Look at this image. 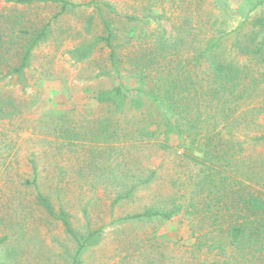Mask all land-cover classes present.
I'll use <instances>...</instances> for the list:
<instances>
[{"label":"rangeland","instance_id":"rangeland-1","mask_svg":"<svg viewBox=\"0 0 264 264\" xmlns=\"http://www.w3.org/2000/svg\"><path fill=\"white\" fill-rule=\"evenodd\" d=\"M96 1L110 5L102 6V14L117 32L116 43L126 50L144 39L137 37L141 32L164 30L174 42V24L191 20L186 27L194 30L201 18L217 20L215 28L226 32L239 29L248 18L241 33L254 30L264 40V31L252 27L264 18V0ZM0 12L24 31L49 25V35L34 50L24 76L0 77V264L214 262V254L197 247L194 231L199 232L185 213L171 219L129 218L149 208L170 210L175 200L186 207L198 170L175 143L164 149L160 141L138 135L149 119L146 110L120 116L113 107L95 102L100 91L118 83L106 73L110 52L95 44L89 56L79 59L75 51L106 36L101 15L94 7L60 15L55 4L14 5L7 0H0ZM148 14L153 17L146 19ZM232 43L229 38L228 46ZM105 117L110 122L103 130ZM245 159L258 167L262 182L255 188L264 192V144ZM152 172V180L115 203L120 193L133 188L134 177L145 180ZM38 190L57 212L63 209L70 216L77 236L99 232L81 253L62 223L37 205Z\"/></svg>","mask_w":264,"mask_h":264},{"label":"trees","instance_id":"trees-1","mask_svg":"<svg viewBox=\"0 0 264 264\" xmlns=\"http://www.w3.org/2000/svg\"><path fill=\"white\" fill-rule=\"evenodd\" d=\"M7 2L55 4L61 8L60 15L69 9L94 7L103 18L106 36L94 45L79 47L75 55L83 59L92 53L95 44H103L110 52L111 69L106 73L118 82L100 91L95 102L113 107L120 116L146 110L149 119L138 135L160 141L164 149L175 143L184 159L197 168L194 196L186 207L175 200L170 210L149 208L129 218L171 219L185 213L195 221L193 231L199 232L196 235L194 231L197 247L215 256V261L207 264H264V192L255 188L261 185L262 178L256 173L258 167L245 159L250 150L264 144V124L258 123L264 119V40L259 41L254 30L241 33L248 18L232 32L216 29L218 21L211 23V18L198 19L194 30L186 27L191 20H183L173 26L174 42L167 40L164 30L145 36L141 32L137 37L144 39L126 50L123 43H116L117 32L102 14V6L110 8L107 3ZM17 22L12 25L10 17L0 12L1 78L23 77L34 50L49 35V25L33 33L22 30ZM252 27L264 31V18L252 22ZM229 38H233L230 46ZM101 122L105 130L110 118ZM154 176L155 172L145 180L134 177L133 188L120 193L115 203ZM31 185L37 186L36 179ZM36 203L49 217L62 223L77 242L78 253L97 237L98 231L84 239L77 236L70 216L63 209L57 212L49 197L39 190Z\"/></svg>","mask_w":264,"mask_h":264}]
</instances>
